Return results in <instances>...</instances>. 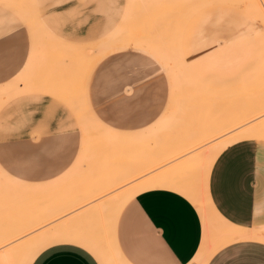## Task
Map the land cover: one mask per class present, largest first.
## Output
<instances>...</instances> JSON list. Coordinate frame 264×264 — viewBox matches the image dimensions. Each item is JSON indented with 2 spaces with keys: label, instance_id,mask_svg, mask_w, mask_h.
<instances>
[{
  "label": "rangeland",
  "instance_id": "rangeland-1",
  "mask_svg": "<svg viewBox=\"0 0 264 264\" xmlns=\"http://www.w3.org/2000/svg\"><path fill=\"white\" fill-rule=\"evenodd\" d=\"M61 1L0 0L11 14L5 36L18 34L6 25L19 26L28 44L24 64L0 84V126L9 103L47 96L63 109L54 132L73 136L75 147L68 169L50 180L45 167L70 143H53L54 160L44 167L24 158L33 149L19 152L23 135L13 142L0 135V264H30L52 236L74 227L73 220L78 228L96 221V241L111 251L105 264H122L110 227L118 195L151 176L182 183L202 198L221 229L210 252L220 237L264 240L261 232H231L234 224L219 219L205 194L222 149L264 139V0H77L100 7L102 17L91 21L100 31L90 39L80 35L81 16L74 27L65 18L50 25L45 8ZM118 89V97L138 94L137 102L110 106L106 92ZM145 112H153V122L125 127Z\"/></svg>",
  "mask_w": 264,
  "mask_h": 264
},
{
  "label": "crops",
  "instance_id": "crops-1",
  "mask_svg": "<svg viewBox=\"0 0 264 264\" xmlns=\"http://www.w3.org/2000/svg\"><path fill=\"white\" fill-rule=\"evenodd\" d=\"M45 9L44 15L49 16L50 25L58 18H65L66 24L74 27L75 22L79 24L75 16H81L80 35L84 39H90L100 31L99 25L91 23L95 16L102 17L100 7L97 11L95 6L83 7L77 0H63L49 4ZM10 15L0 9V84L11 80L27 57L28 44L22 38L23 28L6 25L8 31H18V34L5 36V16ZM121 90L106 92L110 106L122 109L137 102L136 93L118 97ZM113 96L116 97L111 98ZM62 111L51 98L30 95L19 97L3 108L5 121L0 126V135H7L11 142L23 135L21 141L25 146L19 145V152L33 149L28 152L33 155L27 154L25 159H39L45 167V161L54 160L53 143L71 144L66 147V152L59 153L61 155L57 156L54 165L45 167L44 174L50 180L68 169L75 153L73 136L54 132L62 125ZM151 122L153 112H145L138 124L125 127L143 128ZM35 132L39 133L37 140L31 139ZM175 184L186 188L182 183ZM205 188L219 219L234 224L231 232L244 236L264 233V139L240 140L222 149L211 165ZM184 194L174 188L158 187L136 193L129 199H124L121 193L118 195L121 199L110 227L112 249L122 264H264V240L250 238L223 242L220 237L210 252L213 237L220 228L216 230V220L209 210L197 204L195 194L188 197ZM78 209L63 217L72 218ZM54 223L52 220L50 226ZM73 223L70 230L52 236L30 264H105L111 251L96 241L97 222L79 228L77 221L73 220Z\"/></svg>",
  "mask_w": 264,
  "mask_h": 264
},
{
  "label": "bare ground",
  "instance_id": "bare-ground-1",
  "mask_svg": "<svg viewBox=\"0 0 264 264\" xmlns=\"http://www.w3.org/2000/svg\"><path fill=\"white\" fill-rule=\"evenodd\" d=\"M257 126H258V124L255 127H257ZM223 142L230 143L232 141L230 139L226 138V139H224ZM154 176H157V174L154 175ZM183 177H184V175H183ZM158 187H169V188H172V189L174 188L176 190H179V192L182 191V193H185L186 196L187 195L188 196H194L192 194H195V196H194L195 201L197 202V204L199 206H201L202 209L204 208L202 198L198 195V193L195 192V189L193 190V189H190L189 187H186V188L183 189L182 186H179V185L175 184L174 181H172L170 179H167V178H162V177L158 178V177L151 176V177L143 180L142 182L139 183L138 186L133 187L134 189L132 188L131 190H129L131 193L123 196V198L124 199H129L131 196L133 197V195L136 194V193H139V192L147 190V189L158 188ZM134 191H135V193H134ZM189 199H190V197H189Z\"/></svg>",
  "mask_w": 264,
  "mask_h": 264
}]
</instances>
